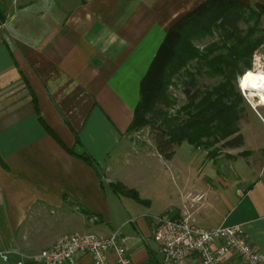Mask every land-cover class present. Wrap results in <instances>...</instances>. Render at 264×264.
I'll use <instances>...</instances> for the list:
<instances>
[{
	"label": "crops",
	"instance_id": "0c3cea01",
	"mask_svg": "<svg viewBox=\"0 0 264 264\" xmlns=\"http://www.w3.org/2000/svg\"><path fill=\"white\" fill-rule=\"evenodd\" d=\"M205 1L0 0V264L35 256L65 235L105 238L113 231L124 239L128 264H159L151 236L156 219L184 208L190 192L206 196L203 206L191 211L195 226H240L248 245L264 255V152L259 153L264 146L253 134L245 152L259 154L253 159L257 173L237 187L228 179L242 152L227 149L210 157L209 151L194 149L200 156H193L198 163L189 172L171 165L186 143L165 161L148 133L142 140L144 130L127 132L141 78L162 39ZM250 1L264 6V0ZM243 99L247 117L253 115L264 128V101ZM48 130L97 168L67 153ZM240 133L244 146L242 128ZM149 155L168 163L169 170L168 185L153 187L151 197L163 205L153 217L117 198L147 205L122 173L128 180L136 177L132 173L146 169ZM115 183L134 190L138 200L112 192L108 184ZM107 261L116 264L112 253ZM71 264L93 262L83 255ZM223 264L239 262L229 255Z\"/></svg>",
	"mask_w": 264,
	"mask_h": 264
},
{
	"label": "trees",
	"instance_id": "16d2710c",
	"mask_svg": "<svg viewBox=\"0 0 264 264\" xmlns=\"http://www.w3.org/2000/svg\"><path fill=\"white\" fill-rule=\"evenodd\" d=\"M263 14L264 6L250 0H206L171 25L141 78L139 101L127 132L148 131L156 153L165 161L172 159L181 143L209 151L210 157L221 150L240 149L246 102L237 79L251 70L252 56L263 44V37L256 35ZM248 22L253 26L243 30L241 25ZM214 34L217 41L201 49L197 46ZM173 87H178L182 103L171 95ZM50 135L67 153L96 167L89 156L68 150ZM108 187L138 200L134 190L120 183Z\"/></svg>",
	"mask_w": 264,
	"mask_h": 264
},
{
	"label": "built area",
	"instance_id": "2783aa9c",
	"mask_svg": "<svg viewBox=\"0 0 264 264\" xmlns=\"http://www.w3.org/2000/svg\"><path fill=\"white\" fill-rule=\"evenodd\" d=\"M3 24L0 22V30ZM255 61L259 59L253 58ZM246 98L247 91L238 88ZM206 200L202 192L185 196L186 205L175 215L164 214L156 219L153 242L158 248L159 264H179L195 259L198 264H223L225 257L233 255L239 264H263L264 255L248 245L240 226L203 229L191 221V211ZM118 231L105 238L93 234H70L58 238L49 248L32 257H20L16 264H71L79 256H89L93 264H109L107 255L115 256L116 264H128L124 239ZM3 262L6 257L1 256Z\"/></svg>",
	"mask_w": 264,
	"mask_h": 264
},
{
	"label": "rangeland",
	"instance_id": "374dc122",
	"mask_svg": "<svg viewBox=\"0 0 264 264\" xmlns=\"http://www.w3.org/2000/svg\"><path fill=\"white\" fill-rule=\"evenodd\" d=\"M252 22H248V25H241V28L243 30H246L247 27L253 26ZM256 28H257L256 35L263 37V46L260 48H257L258 50L253 54L252 61H254L253 60L254 57L259 58V60L255 61L257 65L253 66L252 69L248 71L249 73H254L257 70H260V71L263 70L262 72H264V14L260 17L259 22H257ZM212 41H217V37L215 34L210 38L206 37L205 39H203L201 43L197 44V46L201 49L203 46L209 44V42H212ZM252 61H250L251 64H253ZM238 79H237V84H238ZM206 83L208 85H211V84H214L215 81H207ZM169 91L171 95L179 101V103L183 102V97L180 95L178 87H173ZM247 94H248V97H254V99L252 100L254 102L258 101L257 103H259V102L264 101V97L263 98L256 97L250 91ZM246 114L247 113H245V118L243 119V122L240 127L242 128V131L246 136V140H245L246 145L240 148V150L234 149L232 151L234 155H237L236 153L238 152H244L245 150L252 147L250 133L253 134V136L256 138L255 140L258 141V145L264 146V128L259 123V121L255 119L253 115H250L247 117ZM247 121H249V125L246 124ZM147 133L148 131L144 130L142 133V137L140 139L142 140L146 139ZM190 150L193 151V153H189L188 151ZM263 152L264 150L261 149L259 153L263 154ZM256 154L257 153H253L250 156H248V154H245L243 156L237 155V157H234L237 163H235L233 166L234 174L230 172L229 179H228V180L231 179L230 181L232 182L233 185L237 187L246 186L252 181L251 179L257 173V167L254 166L253 159L254 161H257L260 158L259 154H257V156ZM193 156H200V155H198V153L194 151L193 147L190 148L187 144H183L176 151V156L174 157V160L171 163V165L172 166H182L181 168H188L190 172L189 168L195 167L198 163L196 160L197 157L196 159H194L195 157ZM145 158H146V164H145L146 169H142L141 171L135 170L136 172H133L132 175L137 174L136 177L132 178L131 176L129 180L127 179L128 176H125L126 174H128L126 172L122 173L123 175L122 177H124L123 179H125L130 184L132 183V184L137 185V187H139V190H140L139 197L143 201L147 200L148 202L147 205L145 204L137 205L132 200H129L123 196L117 197V198H120L121 202H123L124 204H127L129 206L132 205L135 208H137V210H142L146 212L149 215V217H153V216H158L159 215L158 213H160L159 211H162L161 209L163 207L162 201L155 200L154 198L151 197L153 195V187L158 186V187L163 188L164 186L168 185L167 182H168V176H169L168 171L169 170H167L168 163H165L163 160H157L155 155H149V156H146ZM172 170L174 171L175 169L172 168ZM110 198H113L111 194H110Z\"/></svg>",
	"mask_w": 264,
	"mask_h": 264
},
{
	"label": "bare ground",
	"instance_id": "6f19581e",
	"mask_svg": "<svg viewBox=\"0 0 264 264\" xmlns=\"http://www.w3.org/2000/svg\"><path fill=\"white\" fill-rule=\"evenodd\" d=\"M240 89L247 92H252L254 96L263 98L264 97V74L261 72L249 73L245 72L239 78Z\"/></svg>",
	"mask_w": 264,
	"mask_h": 264
}]
</instances>
